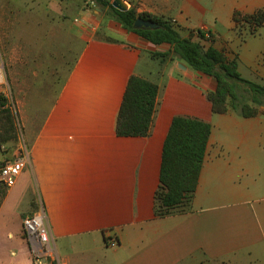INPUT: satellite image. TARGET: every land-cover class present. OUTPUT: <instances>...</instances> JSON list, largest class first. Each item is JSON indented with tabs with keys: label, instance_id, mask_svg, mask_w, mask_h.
Wrapping results in <instances>:
<instances>
[{
	"label": "crops",
	"instance_id": "obj_1",
	"mask_svg": "<svg viewBox=\"0 0 264 264\" xmlns=\"http://www.w3.org/2000/svg\"><path fill=\"white\" fill-rule=\"evenodd\" d=\"M24 4L30 11L44 5L54 14L55 36L69 59L51 110L30 137L33 170L23 171L0 207V264H32L22 218L41 207L55 253L65 264H264V115L244 118L230 111L214 113V120L202 118L206 111L189 103L196 97L189 89L207 98L216 80L177 59H153L171 46L127 31L109 8L92 0ZM130 8L171 20L184 37L193 33L198 40L197 31L203 30L216 49L238 58L243 78L264 86V27L251 35L248 24L233 21L237 11L264 10V0H133ZM194 19L196 29L190 28ZM23 49L19 58L11 51L6 65L21 105L33 88L30 60H39L42 68L45 58ZM145 59L160 63V70L142 69ZM133 75L159 85L147 137L116 132ZM176 116L210 122L212 134L192 209L157 217L163 147ZM12 147L10 156L18 141ZM6 158L1 155L0 162ZM5 234L10 244L3 241Z\"/></svg>",
	"mask_w": 264,
	"mask_h": 264
},
{
	"label": "trees",
	"instance_id": "obj_2",
	"mask_svg": "<svg viewBox=\"0 0 264 264\" xmlns=\"http://www.w3.org/2000/svg\"><path fill=\"white\" fill-rule=\"evenodd\" d=\"M92 1L102 8H109L116 21L127 31L155 45L171 46L167 53L152 54L153 59L162 63L177 59L191 70L213 77L217 84L216 90L207 94L213 113L235 111L244 118L264 115V86L244 79L238 70V58L230 59L224 51L216 49L211 36L207 38L199 30L198 40H194L193 33L184 37L169 19L147 13L138 14L134 8L126 12L119 11L112 6L113 0ZM138 18L155 22L159 28L137 29L135 22ZM233 21L237 26L248 24L249 34L254 35L259 28L264 27V10L251 15L237 11ZM239 88L249 95L252 103H240ZM158 94L159 85L156 82L131 76L117 117L118 136L150 135ZM211 134L210 122L184 116L173 118L163 147L160 185L155 194L157 217L187 213L192 209ZM15 140V117L5 110L0 113V146H13Z\"/></svg>",
	"mask_w": 264,
	"mask_h": 264
},
{
	"label": "rangeland",
	"instance_id": "obj_3",
	"mask_svg": "<svg viewBox=\"0 0 264 264\" xmlns=\"http://www.w3.org/2000/svg\"><path fill=\"white\" fill-rule=\"evenodd\" d=\"M24 1L25 0H0V45L3 51L5 65L9 63L8 60L10 52L14 51L15 56L19 58L21 57V53L24 50L23 47L25 49H31L30 51L37 55H39V53L40 55L43 54L42 56L45 57L42 59V68L40 66L39 60L36 59H31L30 66L27 67V69H32V80L30 81L33 83V88L31 91H28L25 105L16 104L15 98L16 101H18L17 95L19 94V91L12 89L13 100L15 102L17 111L20 114L19 116L24 127L23 129L29 147L31 163L30 170L32 171L33 152L30 137L34 131L39 129L40 125L42 124L41 122H43L47 113L51 110V105L54 102V97H56L57 93L56 87L64 78V72L66 70L67 60L69 58H64L66 51V45L64 42L60 41V38L56 39L54 29H57V25L56 22L52 21L54 14L48 11L44 5L36 8L33 11H30L26 9ZM69 19L70 21H73V16L70 15ZM38 20H40L42 23L36 25L35 21ZM192 25L193 26L190 28L196 29L198 26L197 19H194ZM47 47H50V51L44 52V49ZM145 61L142 62V69L147 68L150 71L160 70V63L154 62L152 60L150 61L148 59H145ZM244 77V79L254 82V80H250L249 76L245 75ZM184 82L189 84L188 80H184ZM187 87L189 88V86ZM189 92L196 95L195 98H191L189 103L193 104V106L200 110L206 111V114L202 118L214 120V116L216 115L210 111L211 105L206 96L202 95L194 87H190ZM238 93L241 99L240 103H252L249 99V95L240 88L238 89ZM192 113L187 114L193 115ZM32 120L35 121L34 127L32 125ZM103 127L107 130L105 124ZM95 142L98 143L99 146H103V140L98 139L95 140ZM11 148H13L11 145L0 146V157L1 155L7 157L4 159V161L13 160L15 158V155L10 156L8 153ZM14 150H16V146ZM35 185L36 183L34 184V187ZM6 193L7 189L0 187V207L3 203ZM20 204L21 203L16 204L15 207H19ZM18 209H14L13 211L16 212ZM22 236L24 237L23 230ZM3 241L8 244L11 242L6 234Z\"/></svg>",
	"mask_w": 264,
	"mask_h": 264
},
{
	"label": "built area",
	"instance_id": "obj_4",
	"mask_svg": "<svg viewBox=\"0 0 264 264\" xmlns=\"http://www.w3.org/2000/svg\"><path fill=\"white\" fill-rule=\"evenodd\" d=\"M124 1L130 7L133 0ZM198 32L199 30L197 34ZM206 37L210 36L206 34ZM5 110H9L15 117L16 141H18L15 158L0 163V187L10 189L16 185L24 170L31 169V163L23 125L13 100L11 86L6 78V65L0 45V113ZM22 230L28 243L32 264H50L51 260L55 264H65L55 253L54 241L43 207L23 216Z\"/></svg>",
	"mask_w": 264,
	"mask_h": 264
},
{
	"label": "water",
	"instance_id": "obj_5",
	"mask_svg": "<svg viewBox=\"0 0 264 264\" xmlns=\"http://www.w3.org/2000/svg\"><path fill=\"white\" fill-rule=\"evenodd\" d=\"M112 6L116 8L119 11L126 12L129 10V6L125 3L124 0H114L112 2ZM135 28H150V29H156L159 28V25L155 22L144 20L142 18H138L135 22Z\"/></svg>",
	"mask_w": 264,
	"mask_h": 264
}]
</instances>
